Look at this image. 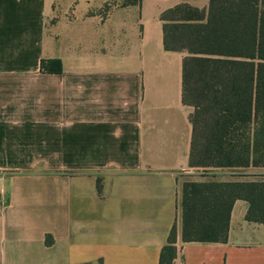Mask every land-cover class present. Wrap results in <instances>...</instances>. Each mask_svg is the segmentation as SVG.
<instances>
[{"label":"crops","instance_id":"1","mask_svg":"<svg viewBox=\"0 0 264 264\" xmlns=\"http://www.w3.org/2000/svg\"><path fill=\"white\" fill-rule=\"evenodd\" d=\"M108 1L0 0V264H158L174 224V264H264L242 199L226 242L181 238L192 109L160 16L209 0Z\"/></svg>","mask_w":264,"mask_h":264},{"label":"trees","instance_id":"2","mask_svg":"<svg viewBox=\"0 0 264 264\" xmlns=\"http://www.w3.org/2000/svg\"><path fill=\"white\" fill-rule=\"evenodd\" d=\"M141 0H109L138 6ZM163 46L179 51L182 102L192 126V169L264 168V0H209L206 8L178 4L160 16ZM97 191L102 196L101 180ZM248 203L245 218L264 226V177L192 180L181 184L183 242L224 243L234 202ZM176 225L158 264H174Z\"/></svg>","mask_w":264,"mask_h":264},{"label":"rangeland","instance_id":"3","mask_svg":"<svg viewBox=\"0 0 264 264\" xmlns=\"http://www.w3.org/2000/svg\"><path fill=\"white\" fill-rule=\"evenodd\" d=\"M216 170L214 169H188L186 171H182L180 173V179L182 183L184 181H192V180H208L210 176H212V172Z\"/></svg>","mask_w":264,"mask_h":264}]
</instances>
